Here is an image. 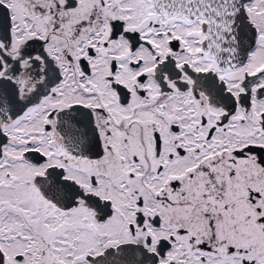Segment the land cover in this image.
I'll return each instance as SVG.
<instances>
[{
  "label": "snow or ice",
  "instance_id": "6c2138e0",
  "mask_svg": "<svg viewBox=\"0 0 264 264\" xmlns=\"http://www.w3.org/2000/svg\"><path fill=\"white\" fill-rule=\"evenodd\" d=\"M0 264H264V0H0Z\"/></svg>",
  "mask_w": 264,
  "mask_h": 264
}]
</instances>
